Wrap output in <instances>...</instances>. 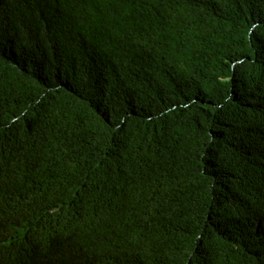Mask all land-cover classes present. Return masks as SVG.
<instances>
[{"label":"trees","instance_id":"1","mask_svg":"<svg viewBox=\"0 0 264 264\" xmlns=\"http://www.w3.org/2000/svg\"><path fill=\"white\" fill-rule=\"evenodd\" d=\"M0 264H264V0H0Z\"/></svg>","mask_w":264,"mask_h":264}]
</instances>
